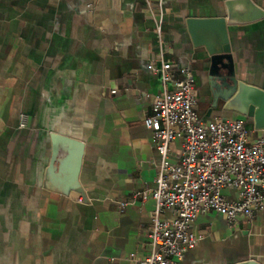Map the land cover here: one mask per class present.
<instances>
[{
    "label": "crops",
    "instance_id": "0c3cea01",
    "mask_svg": "<svg viewBox=\"0 0 264 264\" xmlns=\"http://www.w3.org/2000/svg\"><path fill=\"white\" fill-rule=\"evenodd\" d=\"M225 1L0 0V264H137L149 253L155 201L131 198L155 187L158 172L144 119L173 85L154 72L156 61L172 62L176 79L179 68L191 70L203 121L242 118L264 136L252 117L215 106L212 85L234 70L264 88V19L232 26L226 69L213 67L189 31V18L222 15ZM53 132L84 142L78 179L87 198L65 189L67 152L46 186ZM181 150V140L171 143L173 161ZM224 193L239 197L236 187ZM192 229L202 238L180 264H264V210L236 224L200 214Z\"/></svg>",
    "mask_w": 264,
    "mask_h": 264
},
{
    "label": "built area",
    "instance_id": "2783aa9c",
    "mask_svg": "<svg viewBox=\"0 0 264 264\" xmlns=\"http://www.w3.org/2000/svg\"><path fill=\"white\" fill-rule=\"evenodd\" d=\"M158 32L161 35L160 26ZM152 68L173 88L166 87L154 99L144 119L160 160L155 187L132 194L133 201H155L148 230L150 251L133 259L137 264H180L185 252L202 238L192 229L200 214H221L236 224L241 217L252 220L264 210V136L254 137L256 130L242 118L203 121L190 69L179 68L183 78L176 79L170 61L161 59ZM26 120L22 115L21 127H26ZM177 139L182 150L173 161L171 143ZM230 187L239 189L237 199L225 195L224 189ZM168 209L173 218L163 217Z\"/></svg>",
    "mask_w": 264,
    "mask_h": 264
},
{
    "label": "water",
    "instance_id": "95a60500",
    "mask_svg": "<svg viewBox=\"0 0 264 264\" xmlns=\"http://www.w3.org/2000/svg\"><path fill=\"white\" fill-rule=\"evenodd\" d=\"M261 19H264V7L255 0H226L224 14L215 17L189 18L187 22L194 44L206 47L212 58L213 67L217 69L220 65L226 69L233 63L230 38L232 26L252 23ZM221 59L229 61H220ZM212 85L215 106L223 102L224 110L252 117L255 128L264 129V88L239 80L234 70L230 76H223L220 79L212 78ZM51 137L54 152L46 173V186L50 187V179L54 177L57 169L56 163L60 170L65 167L64 155L67 152L70 154L72 162L69 164L70 174L67 180H63L67 185L65 189L67 187V190L73 189L87 198L85 189L78 179L85 150L84 142L59 132H53ZM67 190L66 194L69 193ZM229 264L261 263L255 259H246Z\"/></svg>",
    "mask_w": 264,
    "mask_h": 264
}]
</instances>
